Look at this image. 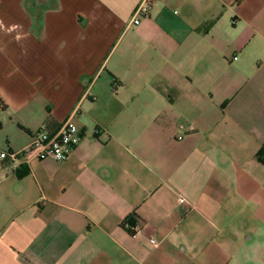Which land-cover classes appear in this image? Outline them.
I'll list each match as a JSON object with an SVG mask.
<instances>
[{
	"label": "crops",
	"instance_id": "0c3cea01",
	"mask_svg": "<svg viewBox=\"0 0 264 264\" xmlns=\"http://www.w3.org/2000/svg\"><path fill=\"white\" fill-rule=\"evenodd\" d=\"M68 119L0 158V264H264V0H0V153Z\"/></svg>",
	"mask_w": 264,
	"mask_h": 264
},
{
	"label": "built area",
	"instance_id": "2783aa9c",
	"mask_svg": "<svg viewBox=\"0 0 264 264\" xmlns=\"http://www.w3.org/2000/svg\"><path fill=\"white\" fill-rule=\"evenodd\" d=\"M145 10L138 9L132 20L134 25L139 24L141 15H145ZM81 140V129L70 119L60 125L57 130L50 131L45 127L31 135L30 142L20 150H7L0 153V158L6 162V171L11 173L16 169L20 160L24 156H32L39 160L51 159L55 162H64L71 150ZM179 203L183 204L186 200L179 198ZM129 231L133 234L140 232V227L131 226L126 223Z\"/></svg>",
	"mask_w": 264,
	"mask_h": 264
},
{
	"label": "trees",
	"instance_id": "16d2710c",
	"mask_svg": "<svg viewBox=\"0 0 264 264\" xmlns=\"http://www.w3.org/2000/svg\"><path fill=\"white\" fill-rule=\"evenodd\" d=\"M256 157H257V160L259 163L264 164V143L262 144V146L258 150Z\"/></svg>",
	"mask_w": 264,
	"mask_h": 264
}]
</instances>
